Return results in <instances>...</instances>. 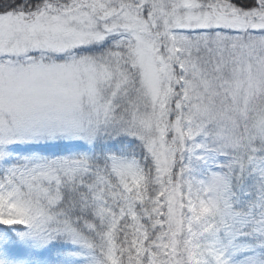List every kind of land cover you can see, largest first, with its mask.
I'll list each match as a JSON object with an SVG mask.
<instances>
[{"label": "snow or ice", "instance_id": "snow-or-ice-1", "mask_svg": "<svg viewBox=\"0 0 264 264\" xmlns=\"http://www.w3.org/2000/svg\"><path fill=\"white\" fill-rule=\"evenodd\" d=\"M0 264H264V0H0Z\"/></svg>", "mask_w": 264, "mask_h": 264}]
</instances>
